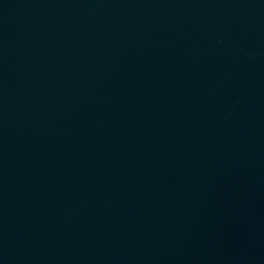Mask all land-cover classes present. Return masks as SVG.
<instances>
[{
    "label": "water",
    "instance_id": "1",
    "mask_svg": "<svg viewBox=\"0 0 264 264\" xmlns=\"http://www.w3.org/2000/svg\"><path fill=\"white\" fill-rule=\"evenodd\" d=\"M0 264H264V0H0Z\"/></svg>",
    "mask_w": 264,
    "mask_h": 264
}]
</instances>
